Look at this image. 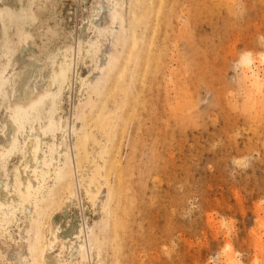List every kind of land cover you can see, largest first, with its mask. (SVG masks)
I'll use <instances>...</instances> for the list:
<instances>
[{"label": "bare ground", "instance_id": "1", "mask_svg": "<svg viewBox=\"0 0 264 264\" xmlns=\"http://www.w3.org/2000/svg\"><path fill=\"white\" fill-rule=\"evenodd\" d=\"M60 1L0 0V264H96L103 259L98 255L101 249L105 250L109 239L118 241V235L107 229L108 218L114 228L122 226L118 214L125 204L122 205L120 197H125L123 193L130 187L123 182L124 179L130 180L135 172L130 166L124 173L121 167H116L119 163L114 165L111 156L119 143L120 130V137H123L121 133L127 126L121 123V118L130 115L132 111L129 113V110L137 101L141 104L138 95L144 84L140 85L142 88L138 92L137 83L147 81L150 85L159 74H164L175 80L172 83L177 81L175 86L179 88L183 85L178 77H183L182 72L186 76L193 74L194 80L200 83L207 82L208 73L210 84L214 83L217 33L212 31L209 44L206 35L204 39L203 34L201 39L195 37V32L199 33L197 27L216 15L224 17L227 26L232 27L236 24L234 18L242 15L234 10L233 5L237 3L234 0H185L190 4V19L194 21V35L190 42L193 58L185 61L186 57H182L179 69L177 67L174 72L165 59L170 43V12L174 13L181 0H72L74 22L68 27L56 21L55 5ZM255 1L258 8L264 5V0ZM85 2L89 3L87 7ZM221 10L224 14L220 13ZM187 28L185 32H189ZM259 45L264 47V43ZM237 63L240 68L237 81L245 99L244 106L250 108V115L253 107L254 119H259L263 115L264 48L255 54L242 52ZM187 78H183L184 84ZM186 85V91L182 89V93L181 87L175 88L179 95L173 94L174 104L168 101L170 105L167 106L177 121L194 118L189 116L192 114L189 100L192 94L186 100L189 91ZM165 97L168 99L169 95ZM219 98L218 94L217 101ZM254 102L255 105L251 106ZM150 105L152 108V101ZM151 108L150 115L153 113ZM130 116L128 118L132 121ZM130 120L126 122L130 124ZM182 123H179L177 132L184 126ZM166 135L160 139L163 145L168 139ZM156 148L152 147L154 160L159 158ZM154 166L160 169L158 164ZM111 172L114 175H110ZM131 181L128 184L132 187ZM103 184L106 201L101 202L102 207L99 203L101 208L98 207V211L103 208L100 211L101 219H105L103 232H108L109 236L97 233L102 224L98 221L96 229L85 216L86 203L102 201L98 192L102 191ZM63 188L65 192L69 191L77 206V225L75 230L71 229L74 232L67 231L66 222L62 221L57 228L58 222L54 224L52 220L54 212L52 215L51 207L53 211L57 204L54 199L60 194L66 201L71 199L70 195L61 193ZM87 196L95 199L86 201ZM69 203L64 201L61 204L67 206ZM92 205L94 203L90 207ZM94 206L96 209L97 203ZM62 225L65 227H60ZM104 236L108 238L105 240ZM57 237L63 243L60 252L55 248ZM225 247L223 263L238 264L230 251V244ZM59 253H62L60 260Z\"/></svg>", "mask_w": 264, "mask_h": 264}, {"label": "rangeland", "instance_id": "2", "mask_svg": "<svg viewBox=\"0 0 264 264\" xmlns=\"http://www.w3.org/2000/svg\"><path fill=\"white\" fill-rule=\"evenodd\" d=\"M181 1L175 7L174 13L170 12V43L165 60H167V66L173 71L179 69L182 57L183 59L186 57L185 61L193 58L190 42L194 35V21L190 19L189 2ZM234 1H237L236 6L233 5L236 7L234 10L237 9L242 14L241 17L239 15V18H234L236 19L235 27H228L225 19L223 20L224 17L216 15L211 18L212 21L201 22L202 26L197 27L199 33L195 32L197 39L199 36L201 39L203 34V39L205 35L208 36L205 37L207 40L213 34L212 31L217 33L218 43L214 45L216 73L214 83L210 84L211 79L208 73H206L207 82L202 81V83L196 82L193 74L186 76L182 72V78L178 75L180 82H184L183 78L188 77L185 79L189 87L186 100L190 94L192 96L194 94L193 98L192 96L189 98L192 102L190 108L192 114L189 116L194 117L191 121L187 117L183 118L185 121L175 120L167 106L174 104V93L179 95L176 89L181 87L182 93L186 84L182 82L180 85H183L177 84L179 88H176L177 81L172 83L175 80L168 79L164 74H159L157 80H152L150 85L147 81L137 83L138 92L142 88L140 85L144 84L139 93L147 89V93L144 91L147 96L145 97L143 93L139 94L138 100L143 99L139 100L142 105L137 101L134 108L129 110V113L130 111L134 113L137 108V113H130L134 116V121L130 115L132 121L128 118L129 116H126V120L123 115L126 121L130 120V124L123 122L121 118V123L128 127L123 126L125 130L121 133L123 137H120L121 130L119 132L120 144L116 142L119 147L116 144V147L112 148L114 153L112 150L110 151L113 154L109 152L114 155L111 156L114 165L119 163L120 166L116 167H121L124 173L132 166L135 171L130 180L124 179L123 182L131 187L128 183L132 180L133 186L129 187L131 190H126L131 193L128 192L127 195L124 192L125 197H120L122 205H125L122 206L124 209L122 208L118 216L124 228L122 223L119 229L114 228L110 222L111 218H108L107 229L110 233L118 235V241L109 239L106 243V252L101 249L98 255L100 258L103 257V262L96 257L99 261L101 260L98 262L96 259V264H224L226 244H230V251L233 252L238 264H264V97L261 102L263 115L259 119H254V108H251L250 115V108L248 110V106L247 109L244 106L242 89L237 81L240 76L237 61L242 52L251 51L255 54L264 48L259 45L260 42L264 43V5L258 8L259 4L257 6L255 0ZM71 4H74L72 0H61L55 5L56 21L61 25L65 24V27L71 26L74 22L75 6L72 7ZM88 4L85 2L86 7ZM65 13L69 15V19ZM220 13L224 14V11L221 10ZM201 19H203L202 16ZM186 28L189 32L184 31ZM44 34L43 32V36ZM165 93H168V99ZM218 94L220 100L217 101ZM149 100L152 101V108L149 107L151 106ZM257 104L259 106L260 103L257 102ZM150 108L153 110L151 115ZM179 123L184 126L177 132ZM165 134L168 139L163 145L160 139ZM153 146L158 148V160L153 159ZM157 164L160 169L154 168ZM110 175H114L113 172ZM147 182H150L151 186ZM123 184L122 189L126 186L124 184L123 187ZM143 184L146 186L144 187ZM148 185L152 187V191ZM99 186L101 188V185ZM103 186L104 184L102 188ZM102 188V191L98 190L101 191L98 192L101 193V197L100 194L98 197L102 201H91L94 205L97 203L96 209L94 205L90 207L91 202L86 203L85 207L88 222L94 224V228L96 225L98 227V221L102 224L99 226L100 230L96 227L99 234H102L105 225H103L105 219L100 217L103 208L98 211L99 203L102 207L101 204L106 201L104 200L106 194L103 195L105 190ZM62 190L65 192L64 188ZM63 191L61 193L64 196H71L68 200L70 203L60 194L61 202L60 195L59 200L54 199V201L57 200L55 201L57 204L54 202L56 206H53V211L51 207V214L53 215L52 212H54L52 216L54 224L58 222L56 227L64 221L67 223L66 227L63 225L60 227H68L69 232L76 228L78 210L69 191L65 193ZM132 193L135 194L131 197ZM85 198L86 201L92 199L89 196ZM70 200L75 205L71 204ZM64 201L72 207L65 206L66 203L61 204ZM73 230L71 232H74ZM103 233L109 236L108 232ZM106 236H104L105 240L108 238ZM62 244L57 237L55 248L59 249L58 252L63 251L60 249H63ZM60 256L59 260L62 258V253Z\"/></svg>", "mask_w": 264, "mask_h": 264}]
</instances>
